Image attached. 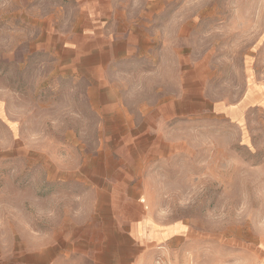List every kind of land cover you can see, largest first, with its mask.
Returning <instances> with one entry per match:
<instances>
[{
    "label": "rangeland",
    "instance_id": "obj_1",
    "mask_svg": "<svg viewBox=\"0 0 264 264\" xmlns=\"http://www.w3.org/2000/svg\"><path fill=\"white\" fill-rule=\"evenodd\" d=\"M104 179L131 264H264V0H0V256Z\"/></svg>",
    "mask_w": 264,
    "mask_h": 264
},
{
    "label": "crops",
    "instance_id": "obj_2",
    "mask_svg": "<svg viewBox=\"0 0 264 264\" xmlns=\"http://www.w3.org/2000/svg\"><path fill=\"white\" fill-rule=\"evenodd\" d=\"M112 186L106 179L86 185L90 192L75 196V205L54 219L52 227L28 226L27 239L12 241L13 255L0 256V264H131V253L138 254L143 243L172 235L175 229L164 235L166 230L150 222L146 199L132 196L128 182L116 186V191ZM116 238L126 246V255L119 256ZM152 262L141 253L134 264Z\"/></svg>",
    "mask_w": 264,
    "mask_h": 264
},
{
    "label": "built area",
    "instance_id": "obj_3",
    "mask_svg": "<svg viewBox=\"0 0 264 264\" xmlns=\"http://www.w3.org/2000/svg\"><path fill=\"white\" fill-rule=\"evenodd\" d=\"M156 264H164V263H162V262H160V261H157Z\"/></svg>",
    "mask_w": 264,
    "mask_h": 264
}]
</instances>
